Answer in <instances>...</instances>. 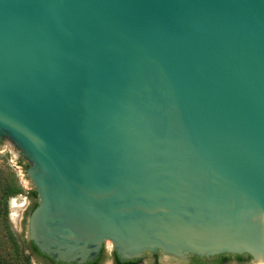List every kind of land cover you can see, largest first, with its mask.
Returning <instances> with one entry per match:
<instances>
[{
	"label": "water",
	"instance_id": "1",
	"mask_svg": "<svg viewBox=\"0 0 264 264\" xmlns=\"http://www.w3.org/2000/svg\"><path fill=\"white\" fill-rule=\"evenodd\" d=\"M11 143L55 264H264V0H0Z\"/></svg>",
	"mask_w": 264,
	"mask_h": 264
},
{
	"label": "rangeland",
	"instance_id": "2",
	"mask_svg": "<svg viewBox=\"0 0 264 264\" xmlns=\"http://www.w3.org/2000/svg\"><path fill=\"white\" fill-rule=\"evenodd\" d=\"M28 169L29 164L12 143L0 150V264H25L23 257L9 240V233L28 239V213L32 205L29 193L35 191L27 173ZM112 252L113 245L105 254L102 264H112ZM160 263L180 264L165 255L161 257ZM30 264H50V262L33 256L30 258ZM249 264L259 263L253 260Z\"/></svg>",
	"mask_w": 264,
	"mask_h": 264
},
{
	"label": "flooded vegetation",
	"instance_id": "3",
	"mask_svg": "<svg viewBox=\"0 0 264 264\" xmlns=\"http://www.w3.org/2000/svg\"><path fill=\"white\" fill-rule=\"evenodd\" d=\"M106 246L104 247L100 257L93 263L89 264H102L104 260V254H105ZM111 254V261L112 264H118L117 260L118 257L116 256V253L112 252ZM163 256L161 252H158L156 254L153 253H145L142 258L138 259L137 261H140L139 264H145V261H147V264H161L160 259ZM223 257H227L228 261H226L224 264H249L253 261V259H250L249 255H242V256H236V255H222V256H216L212 258H201L197 256H188L187 259L185 260H178V259H173L177 263L180 264H220V259ZM241 260V262H240ZM120 261V260H119ZM49 262V261H48ZM121 262V261H120ZM129 262V261H126ZM126 262H121V264H124ZM136 262V261H135ZM51 264V263H50Z\"/></svg>",
	"mask_w": 264,
	"mask_h": 264
},
{
	"label": "trees",
	"instance_id": "4",
	"mask_svg": "<svg viewBox=\"0 0 264 264\" xmlns=\"http://www.w3.org/2000/svg\"><path fill=\"white\" fill-rule=\"evenodd\" d=\"M11 196H15V194H11ZM29 199L32 202V205L30 206L28 217L31 216V214L35 211V209L38 207V195L36 191H32L29 193ZM9 240L12 242L14 249L23 257V262L25 264H30V258L35 256L39 258L42 261H49L51 264H55L47 257L43 256L38 249L34 246L33 242L29 241L28 239H24V237L19 238L16 237L14 234L9 233ZM29 255H28V254ZM252 260V257H250ZM226 261H228L227 257H223L220 259V264H224ZM241 262V260H240ZM118 264H121L119 259L117 260ZM140 261L136 262H126L124 264H139ZM201 264V263H200Z\"/></svg>",
	"mask_w": 264,
	"mask_h": 264
},
{
	"label": "bare ground",
	"instance_id": "5",
	"mask_svg": "<svg viewBox=\"0 0 264 264\" xmlns=\"http://www.w3.org/2000/svg\"><path fill=\"white\" fill-rule=\"evenodd\" d=\"M261 264H263V263H261Z\"/></svg>",
	"mask_w": 264,
	"mask_h": 264
}]
</instances>
